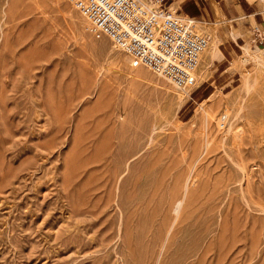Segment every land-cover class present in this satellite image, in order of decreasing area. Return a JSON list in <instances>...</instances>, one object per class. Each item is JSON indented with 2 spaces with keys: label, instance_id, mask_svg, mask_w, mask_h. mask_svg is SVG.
Here are the masks:
<instances>
[{
  "label": "rangeland",
  "instance_id": "obj_1",
  "mask_svg": "<svg viewBox=\"0 0 264 264\" xmlns=\"http://www.w3.org/2000/svg\"><path fill=\"white\" fill-rule=\"evenodd\" d=\"M211 45L181 101L67 0H0V264H264V44Z\"/></svg>",
  "mask_w": 264,
  "mask_h": 264
},
{
  "label": "built area",
  "instance_id": "obj_2",
  "mask_svg": "<svg viewBox=\"0 0 264 264\" xmlns=\"http://www.w3.org/2000/svg\"><path fill=\"white\" fill-rule=\"evenodd\" d=\"M95 37H108L135 68L145 67L180 90L197 84L209 38L194 18L170 8L167 0H67ZM253 41L264 44V30L254 28Z\"/></svg>",
  "mask_w": 264,
  "mask_h": 264
},
{
  "label": "crops",
  "instance_id": "obj_3",
  "mask_svg": "<svg viewBox=\"0 0 264 264\" xmlns=\"http://www.w3.org/2000/svg\"><path fill=\"white\" fill-rule=\"evenodd\" d=\"M167 1L171 9L203 26L212 42L209 59L214 64L228 62L230 69L237 68L253 46L254 28L264 13V0Z\"/></svg>",
  "mask_w": 264,
  "mask_h": 264
},
{
  "label": "bare ground",
  "instance_id": "obj_4",
  "mask_svg": "<svg viewBox=\"0 0 264 264\" xmlns=\"http://www.w3.org/2000/svg\"><path fill=\"white\" fill-rule=\"evenodd\" d=\"M214 50H215V48H214ZM212 52V51H211ZM199 78V77H198ZM198 82V81H197ZM244 86L246 87V88H248L249 86H250V82L248 81V80H246L245 81V83H244ZM247 90V89H246ZM183 92V94L182 95H180V99H181V101H185L188 97H189V95H190V91H191V89H185V90H182ZM212 98H216V95L214 96V97H212ZM211 98V99H212ZM208 102V105L209 106H207V103H206V106H204L203 108H202V116H201V119H203L204 121H205V116H204V114H208V110L212 107V104H210L211 103V101H210V99L209 100H207ZM236 115V114H235ZM235 115H234V117H235ZM226 117H227V115H225L224 117H222V120H224V118L226 119ZM237 117H239V116H236L235 117V119L237 118ZM238 119V118H237ZM236 119V120H237ZM235 121V120H234ZM232 124L234 123L233 121L231 122ZM230 128V130L232 129V126H230L229 127ZM115 141V140H114ZM126 141V140H125ZM90 142V141H89ZM88 142V143H89ZM114 149H115V147H114ZM114 152V151H113ZM103 162V161H102ZM89 163V162H88ZM119 167V166H118ZM120 168H122V167H120ZM109 171V170H108ZM66 173H68V172H66ZM111 173V172H110ZM120 174V173H119ZM66 175V174H65ZM118 175V174H117ZM64 177V176H63ZM65 178H66V176H65ZM121 180V179H120ZM120 183H121V181H119ZM92 186H94V185H92ZM119 186V185H118ZM118 186H117V188H118ZM121 186V185H120ZM91 189V188H90ZM111 189V188H110ZM97 190V189H96ZM112 191V190H111ZM110 191V192H111ZM92 192V191H91ZM118 194V193H117ZM119 196V195H118ZM114 197V196H113ZM127 200V199H126ZM118 201V200H117ZM117 204V203H116ZM121 210V209H120Z\"/></svg>",
  "mask_w": 264,
  "mask_h": 264
}]
</instances>
